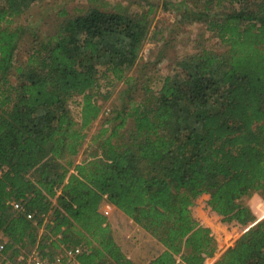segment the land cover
Returning <instances> with one entry per match:
<instances>
[{
    "label": "trees",
    "instance_id": "obj_1",
    "mask_svg": "<svg viewBox=\"0 0 264 264\" xmlns=\"http://www.w3.org/2000/svg\"><path fill=\"white\" fill-rule=\"evenodd\" d=\"M41 1L0 0L4 252L51 258L63 246L80 249L79 264H264V0H183L200 7L195 21L218 50L202 47L148 98L115 110L80 161L101 80L132 85L154 7L89 9L15 65L16 19Z\"/></svg>",
    "mask_w": 264,
    "mask_h": 264
},
{
    "label": "rangeland",
    "instance_id": "obj_2",
    "mask_svg": "<svg viewBox=\"0 0 264 264\" xmlns=\"http://www.w3.org/2000/svg\"><path fill=\"white\" fill-rule=\"evenodd\" d=\"M188 1V0H186ZM183 0H42L32 5L16 19L23 28L14 60L24 63L32 50L56 32L66 19L82 15L89 9L106 12L136 13L154 7L150 17V32L138 62L127 73L133 78L131 86L116 83L110 88L101 80L96 103L100 116L86 131V140L76 161L93 148L91 138L102 123L115 115V110L148 98V90L156 92L165 77L178 71V63L199 52L202 47L218 50L211 32L203 22H197L200 7L183 5ZM190 12V16L186 12ZM188 14V13H187ZM191 18L193 21H188ZM13 81V80H11ZM95 148V147H94ZM257 196V195H256ZM264 218V211L256 219ZM230 244V243H229ZM217 258V257H216Z\"/></svg>",
    "mask_w": 264,
    "mask_h": 264
},
{
    "label": "built area",
    "instance_id": "obj_3",
    "mask_svg": "<svg viewBox=\"0 0 264 264\" xmlns=\"http://www.w3.org/2000/svg\"><path fill=\"white\" fill-rule=\"evenodd\" d=\"M12 209L17 211L18 205L11 203ZM32 215H27L31 219ZM41 233V231H39ZM60 251L53 257H44L38 250L34 249L27 253L19 254L15 259L10 258L4 252V244L0 241V264H79L77 256L80 254L79 248L66 249L60 246Z\"/></svg>",
    "mask_w": 264,
    "mask_h": 264
}]
</instances>
